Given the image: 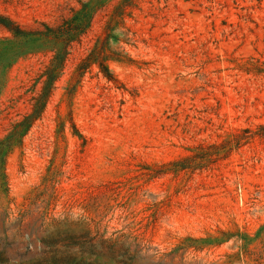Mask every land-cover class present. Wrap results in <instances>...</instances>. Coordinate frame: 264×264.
I'll list each match as a JSON object with an SVG mask.
<instances>
[{
    "label": "rangeland",
    "instance_id": "374dc122",
    "mask_svg": "<svg viewBox=\"0 0 264 264\" xmlns=\"http://www.w3.org/2000/svg\"><path fill=\"white\" fill-rule=\"evenodd\" d=\"M86 2L87 32L0 169V264H264V0H0V15L41 29ZM20 43L0 25V51ZM96 45L116 81L78 72ZM50 57L0 67V139Z\"/></svg>",
    "mask_w": 264,
    "mask_h": 264
},
{
    "label": "trees",
    "instance_id": "16d2710c",
    "mask_svg": "<svg viewBox=\"0 0 264 264\" xmlns=\"http://www.w3.org/2000/svg\"><path fill=\"white\" fill-rule=\"evenodd\" d=\"M90 1V0H89ZM80 8H73L68 17H64L55 25L42 22L41 29L26 30L7 16L0 15V25L5 27L15 38H21L22 43L18 45L8 44L2 47L0 51V67H9L11 63L19 56L28 52H37L46 50L51 52L48 64L35 78L29 92L35 91V86L39 84V90L30 96V110L23 117L14 122L8 133L0 139V169L3 171L5 159L8 153L18 145H21L24 135L29 131L32 125L40 119L45 107L55 88L56 81L61 76L66 61L70 55L74 43H78L81 37L87 32L91 20L95 13V8L88 2L81 3ZM126 11L122 6L120 14ZM105 47L96 45L90 52L81 59L77 66L80 74L85 72L92 65H96L102 75L109 81H116L113 73L108 67L109 59H119L114 55L105 54ZM6 60V61H5ZM73 133L81 137L73 122H71ZM261 129L262 125L259 126ZM181 166V165H179ZM75 244V242H73ZM68 264H93L86 260H77L75 255H64L53 261L57 264L62 261Z\"/></svg>",
    "mask_w": 264,
    "mask_h": 264
}]
</instances>
